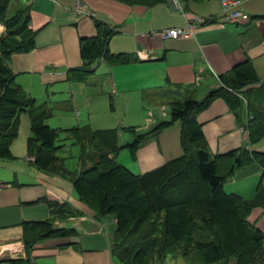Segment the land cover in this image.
Here are the masks:
<instances>
[{
	"label": "trees",
	"instance_id": "1",
	"mask_svg": "<svg viewBox=\"0 0 264 264\" xmlns=\"http://www.w3.org/2000/svg\"><path fill=\"white\" fill-rule=\"evenodd\" d=\"M150 5L162 0H119ZM9 0H0V160L16 156L10 143L16 136L19 113H26L28 133L24 139L27 162L38 170L67 178L77 199L92 215L113 217L109 250L119 264H264V234L247 219L255 205L264 207V151L248 146L264 135V76L259 78L248 58L217 74L218 83L199 98L191 84L171 83L143 91L140 96L168 105V118L145 131L132 125L91 128L87 124L67 128L49 126L45 119L52 107L35 103L13 79L7 58L33 46L36 29L28 23L26 5L6 12ZM95 33L78 38L80 65L65 70V80L86 81L97 61L123 63L125 53L111 52L106 43L113 26L93 19ZM220 97L246 132L245 141L222 152L211 153L195 114ZM173 121L178 122L181 152L143 172H132L113 155L122 146L130 156L148 137ZM119 130L131 139L118 143ZM64 139L78 146L77 167L69 168L57 150ZM254 161L260 166L255 192L242 198L226 191L222 183L235 169ZM48 217L21 221L24 255L7 264H30L35 243L45 237L65 236L73 228L55 225L77 210L66 201L47 200Z\"/></svg>",
	"mask_w": 264,
	"mask_h": 264
},
{
	"label": "crops",
	"instance_id": "2",
	"mask_svg": "<svg viewBox=\"0 0 264 264\" xmlns=\"http://www.w3.org/2000/svg\"><path fill=\"white\" fill-rule=\"evenodd\" d=\"M13 2L14 8L28 7L27 25L36 29L33 46L24 52H13L7 58L13 79L29 95L36 85L43 87L45 98L41 102L52 107L51 114L73 110L76 115L73 125L90 124L89 117L85 122L78 120L82 119L79 117L81 110L76 108L71 93L62 99L67 102L47 100L63 83L69 90L79 83L84 88L112 89L113 94L118 93L116 89L141 94L163 87L167 79L171 83L191 84L194 87L192 95L199 98L209 87L217 85L218 73L244 58L249 59L259 78L264 76V0H239L237 6L246 11L248 17L235 21L219 19L218 0H176V4L162 0L150 5L127 4L119 0ZM77 2L89 13L78 10ZM94 18L113 26L115 31L107 39V49L125 53L127 60L111 64L99 60L86 81H67L65 70L81 63L78 38L95 33ZM189 24L192 25L189 35L168 37L161 34L165 28L187 27ZM139 48L148 50L150 56L138 57L135 51ZM146 100L157 102L158 111L146 108L145 123L140 128L135 127L136 131H145L157 121L168 118L163 103L155 99ZM195 117L211 153L235 147L246 139L245 130L236 124L233 114L220 97H214ZM61 133L65 144L68 139L63 137L65 132ZM178 133V122L173 121L143 141L135 149L133 157L129 154V158L122 160L123 164L132 172H143L178 155L181 152ZM121 136L122 133L118 132L120 144L131 139V134L128 140H122ZM9 147L18 157L20 152L13 150L12 142ZM248 147L264 151V135ZM64 161L66 164V157ZM77 165L76 159L73 167ZM259 175V164L251 161L235 169L222 186L226 191L249 197L251 191L256 190ZM259 185L264 189V175ZM47 200L66 201L77 210L74 215L53 219L55 225L70 227L74 231L65 236L38 240L30 251V264H116L109 250L113 217L109 214L99 219L94 217L91 210L77 199L67 178L38 170L27 162L24 153L18 162L16 159L0 160V264L24 255L21 221L48 217ZM247 219L264 234V207L253 206Z\"/></svg>",
	"mask_w": 264,
	"mask_h": 264
},
{
	"label": "rangeland",
	"instance_id": "3",
	"mask_svg": "<svg viewBox=\"0 0 264 264\" xmlns=\"http://www.w3.org/2000/svg\"><path fill=\"white\" fill-rule=\"evenodd\" d=\"M14 0H9L6 8V12L10 13L13 10ZM3 25L0 23V34L3 31ZM73 85V84H71ZM83 84H74L69 90L65 83L57 89L56 92L51 94L52 98L47 99L50 102L52 100L61 99L67 97L71 93V99L76 103V108H80V116L82 119H78L81 122H85L86 118L89 117V124L92 127H119V125H133L134 127L140 128L145 123L144 115L145 109L150 108L154 112L157 110V102H148L146 98L140 97V94L136 91L125 90L121 92L116 89L118 93L113 94L111 90H103L101 87H92L85 86ZM100 89L101 91H99ZM87 90V91H86ZM34 97V102L39 103L44 100V89L43 87L36 85L34 89L29 92ZM108 93L110 96H108ZM87 95V96H85ZM127 102H125V100ZM156 100H159L156 98ZM67 102V101H66ZM56 103V102H54ZM64 103V102H61ZM58 104V103H56ZM163 109L168 116V105L163 103ZM87 113V114H86ZM164 117V116H161ZM76 115L73 110H67L65 114L52 113L49 115L45 122L49 126L57 127H67L75 124ZM89 125V126H90ZM122 133V140H128L130 137L129 131L120 130ZM28 133V119L26 113L21 111L19 113V123L17 128L16 136L12 139V145L14 151H19L20 154L18 157H15L16 161L21 158L22 153H24V139ZM63 133H60L59 136H62ZM11 144V143H10ZM10 148V147H9ZM11 151V150H10ZM22 152V153H21ZM59 155H64L66 157V164L72 168L76 161V154L78 153V146L76 144L69 143V139L57 150ZM115 160L123 164V159L129 158V152L126 147L122 146L114 155ZM18 159V160H17ZM5 160V159H4ZM7 161V160H5ZM125 165V164H123ZM126 166V165H125ZM127 167V166H126ZM129 168V167H128ZM130 169V168H129ZM254 191H251V196ZM242 197V198H250ZM116 264H119L116 261Z\"/></svg>",
	"mask_w": 264,
	"mask_h": 264
},
{
	"label": "built area",
	"instance_id": "4",
	"mask_svg": "<svg viewBox=\"0 0 264 264\" xmlns=\"http://www.w3.org/2000/svg\"><path fill=\"white\" fill-rule=\"evenodd\" d=\"M172 3L176 4V0H170ZM220 8V20L224 21H235L238 19H246L248 14L246 11L241 10L237 5L239 0H218ZM78 10H83L86 13L89 11L82 8L78 2L76 3ZM192 33V25L189 24L187 27H168L161 30L163 36L177 37L186 36ZM136 55L140 58H147L150 56L149 51L143 48L136 49Z\"/></svg>",
	"mask_w": 264,
	"mask_h": 264
}]
</instances>
